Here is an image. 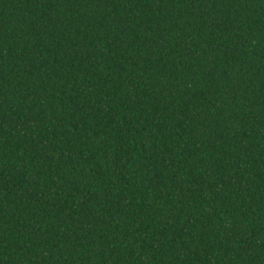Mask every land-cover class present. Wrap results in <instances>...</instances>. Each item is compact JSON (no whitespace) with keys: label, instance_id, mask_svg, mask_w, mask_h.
Returning a JSON list of instances; mask_svg holds the SVG:
<instances>
[{"label":"trees","instance_id":"trees-1","mask_svg":"<svg viewBox=\"0 0 264 264\" xmlns=\"http://www.w3.org/2000/svg\"><path fill=\"white\" fill-rule=\"evenodd\" d=\"M0 264H264V0H0Z\"/></svg>","mask_w":264,"mask_h":264}]
</instances>
